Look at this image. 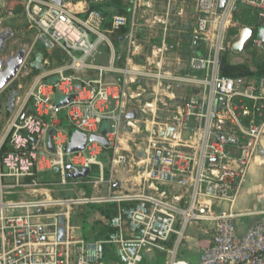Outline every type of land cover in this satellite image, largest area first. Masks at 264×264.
Returning a JSON list of instances; mask_svg holds the SVG:
<instances>
[{
    "label": "built area",
    "instance_id": "2783aa9c",
    "mask_svg": "<svg viewBox=\"0 0 264 264\" xmlns=\"http://www.w3.org/2000/svg\"><path fill=\"white\" fill-rule=\"evenodd\" d=\"M7 1L0 0V7ZM20 1L22 19L36 32L35 41L49 52L60 49L66 58L53 66L44 60L46 67L32 78L4 137L9 150L0 157V264H143L144 253L152 249L167 252V264H194L178 250L188 225L196 222L211 232L196 264H264V222L241 233L232 212L264 126V118L257 121L264 112V76L236 80L222 76L220 68L234 12L245 6L264 26V0H224L221 9L219 0H195L191 52L180 73L164 69L162 60L154 58L146 65L127 60L118 67L107 33L128 26L132 39L133 18L113 15L104 29L99 10L78 14L86 2L103 0ZM15 11L9 7L8 18L17 17ZM256 32L251 45L263 49ZM103 42L111 51L107 64L95 62ZM24 67L23 62L20 70ZM175 85L185 90L170 103ZM57 93L67 102H55ZM131 111L135 118L126 116ZM64 120L86 133L83 150H67L71 131ZM103 123L108 147L89 139L100 134ZM124 128L146 133L137 160L120 150ZM106 150L112 152V165L136 169V190L55 196L57 186L91 178L92 166L103 181L99 158ZM84 168L89 169L85 178L68 177ZM48 172L60 179L39 176ZM7 188L24 189L31 197L7 199ZM98 203L117 204L105 236L78 235L71 223L75 208Z\"/></svg>",
    "mask_w": 264,
    "mask_h": 264
},
{
    "label": "rangeland",
    "instance_id": "374dc122",
    "mask_svg": "<svg viewBox=\"0 0 264 264\" xmlns=\"http://www.w3.org/2000/svg\"><path fill=\"white\" fill-rule=\"evenodd\" d=\"M123 1L125 2V0ZM19 2L21 1L8 0L5 8L0 7V28L10 26L14 32L13 38L8 42L9 45H7L6 51L0 53V56L13 53L16 48H20L26 41L31 43V49L24 60L25 67L22 68L16 77L0 92V148L4 142L9 122L14 113L19 109L29 87L30 79L27 78V75L31 72V63L34 61V54H43L36 64L38 71L46 67L44 60H47L48 63H52L56 60L62 59V57L66 58L64 55H56L55 52L47 51L41 42L35 41L36 32L33 29H29L24 20L21 22L19 21L18 24V22H14L15 20L8 18V8L13 7L14 10L17 11L20 5ZM77 7H82V4ZM194 11L195 0H131L132 14H130V18H133L134 22L133 38L129 39L126 34L117 41V38H119L121 34L120 31L107 33V37L114 50L115 61L118 64L117 66L125 67L127 60L132 61L133 64L146 65L148 61H152L154 58L156 60H162V66L164 69L172 72L180 71V69L185 67L188 62V56L191 52L190 39L195 21ZM156 39L160 40L159 44L155 42ZM159 48L161 49L160 51L158 50ZM44 53L47 54L44 55ZM252 54L253 53H248L247 59H250ZM254 54L258 55V57L264 55L261 51H255ZM110 57V47L106 45L105 42L101 43L99 45V52L95 56V62L107 64ZM115 77V75H112L109 78L112 79ZM148 91L151 90L149 89ZM10 92L17 93L13 99L14 106L12 110H8L6 105V100ZM62 98L63 97L57 93L54 96V101L60 102ZM166 100H168V98H166ZM60 115L65 118L63 112H61ZM63 126L70 131L74 130L66 120L63 121ZM101 127L102 130L107 127V124L103 123ZM142 128L143 126H141V129ZM145 136L146 133L140 132L132 134L129 129H126L125 131L124 128L121 135L122 145L120 146V150L124 155H128L130 159H132V156L134 155V159L137 160L136 154L138 147L144 141ZM125 144L128 146L126 151ZM111 153V150H106L99 160L106 163L108 156H110ZM1 155L0 152V157ZM130 163L132 165L133 161L130 160ZM3 171H5L4 168ZM105 173H108V169H106ZM91 175L94 177L99 175L97 166H92ZM39 176L53 181H58V179H60L59 174L54 172H48ZM10 181V178H3L4 183ZM69 188L70 186H57L55 196L71 197L74 195H81L82 193V189L80 188H77L74 191H71ZM85 191L87 190L85 189ZM29 197H31V195L24 189H12L5 194V198L7 199H25ZM84 207L96 208L95 205H85L82 208ZM77 212L78 214L73 216L74 218L71 220V223L73 225H79L81 232L84 233L88 226L86 220L93 221L94 217L91 214L92 212L88 209H82L81 211L78 210ZM195 228V223L188 225L185 231L186 239L194 237V234H196L194 232ZM171 244L172 241L166 243L167 247H170ZM184 246L185 240H183L180 245L178 255H180L181 249ZM144 254L147 255V261L154 255L153 259L155 263L159 264H164L169 256L167 252L157 253L156 249H152V252H145Z\"/></svg>",
    "mask_w": 264,
    "mask_h": 264
},
{
    "label": "crops",
    "instance_id": "0c3cea01",
    "mask_svg": "<svg viewBox=\"0 0 264 264\" xmlns=\"http://www.w3.org/2000/svg\"><path fill=\"white\" fill-rule=\"evenodd\" d=\"M242 7H245V6H239L236 11H238ZM250 12L254 14L252 11ZM21 18L22 16L17 17V19H15L14 17L12 18V20H15L14 22H18L19 24V21L21 22L23 20ZM233 22H234V25L232 26H235L236 21L234 20V18H233ZM244 27H249V26L239 27L237 30V33L231 37L227 35V32L229 30L228 28L226 35H225V48L226 46L231 47L232 43L238 39L240 35V31ZM258 27H260V23L255 29H252L251 27L250 28L255 32L258 29ZM249 41L251 43V40ZM252 50L261 51L264 54V48L257 49V48L252 47V45L250 44V47L246 48L245 46L243 51L239 54L233 53L231 51L232 53L229 56V60L231 63H234V64L242 63L247 59V56H248L247 54ZM63 54L66 55L64 52ZM184 71H186V65L185 67L180 69V71H177L175 73H180ZM250 78H255V77H250ZM245 79H248V78H242L240 80H245ZM184 90L185 89L180 85H175L174 88H171L170 92L175 94V99L173 101H170V103L177 102L180 99V96L184 93ZM102 164H103V181H99L98 176L97 177L92 176L91 178H88L82 181L80 184L78 183L75 185H71L69 188L71 191H74L77 188L82 189L81 195H74V196H79V197L83 195L104 196L107 194L125 193L127 191H134L137 189V183H138L139 178L137 176L135 168L130 167L129 164L112 165L109 159L106 161V163L102 162ZM106 169H108L107 174L105 173ZM15 189L17 188H14V190ZM85 189L87 191H85ZM7 190L11 191L12 189L7 188ZM54 194H56V191H54ZM94 205L95 206L101 205V206H108V207L110 205H114V208H115L114 212L117 207L116 203H109V204L108 203H98ZM83 206L85 205L75 208L72 214L71 220L74 218L73 216H76L75 214H78L77 211L78 210L81 211L82 209L90 210L94 218H93V221L86 220L88 226H87L86 232L84 233L81 232L79 225H74L76 227L75 232L78 235L85 236V237H92L93 235L97 234L99 228L94 227L96 225L97 220H100L101 223L103 224L102 229L107 228L108 218L113 213L109 217H107V216L100 214L101 212H99L97 208H92V207L82 208ZM224 206L227 207L228 205L224 204ZM84 212H87V211H84ZM232 212L235 214L233 221L238 231L241 233L246 231L251 225L257 222H260V221L264 222V126L262 129L261 137L259 139V144L256 149L254 158L250 165L247 176L242 184V187L237 195L236 201L232 207ZM195 224H196V228L194 229V232L196 234H194V237L192 238L190 237V238L184 239L185 246L181 249V253L179 255L180 257L187 259L194 264L198 262V257L200 253L202 252L203 248L206 245H208L209 240H210L209 238L211 236L210 229L206 224H203V223H195ZM149 252H152V251H149ZM157 253H166V252L157 250ZM146 257L147 255H145L143 264H159V263H155L153 259L154 255L151 256V258L148 261ZM164 264H167V261H165Z\"/></svg>",
    "mask_w": 264,
    "mask_h": 264
},
{
    "label": "trees",
    "instance_id": "16d2710c",
    "mask_svg": "<svg viewBox=\"0 0 264 264\" xmlns=\"http://www.w3.org/2000/svg\"><path fill=\"white\" fill-rule=\"evenodd\" d=\"M19 3L20 5L15 13L17 17L21 16L22 13V4L21 2ZM92 9H97L102 13L103 17L105 18L103 23L104 29L109 26L111 17L113 15H124L128 19H130V14H132L131 0H125V2L123 0H103L100 3L86 2L84 9L78 12V14L84 16ZM249 10L250 9L248 8L242 7L238 11L234 12L233 18L236 21V25L229 28L227 32V35L229 37L235 35L239 27L249 26L252 29H255L259 25L260 21L258 20L256 15L252 14ZM17 17H15V19H17ZM128 29H129L128 26H122L118 30L114 31V32L120 31L121 33L120 37L117 38V41H119L123 36L127 34ZM155 42L159 44L160 40L156 39ZM250 44H251L250 41H248V43L246 44V48L250 47ZM52 52H55L56 55H62V56L64 55L60 49H55ZM254 52L255 50L249 52V53H253L250 57V60L246 59L242 63L234 64L231 63L229 60V56L232 53L230 47L226 46L220 59L221 75L236 80H240L242 78H250V77L260 78L264 76V56L258 57V55H255ZM46 54L47 53H44V55ZM41 55L43 54L41 53L34 54V61H32L31 63V72L27 75V78L30 79V82L32 78L39 72L36 64L40 59ZM55 62L56 61L49 63V66H53ZM115 63L116 65H118L116 61ZM6 105H8L7 100H6ZM263 118H264V112L262 116L257 119V121H261ZM8 150H9V146H8V136H7L1 145L0 152L3 155V153H5ZM96 208L98 209L99 212H101L100 214L107 217H109L112 213H114V209H115L114 205H110L109 207L97 205ZM94 227L99 228L97 234L93 235L94 237L99 238L105 236L107 232V228L102 229L103 224L101 223L100 220L96 221V225Z\"/></svg>",
    "mask_w": 264,
    "mask_h": 264
},
{
    "label": "water",
    "instance_id": "95a60500",
    "mask_svg": "<svg viewBox=\"0 0 264 264\" xmlns=\"http://www.w3.org/2000/svg\"><path fill=\"white\" fill-rule=\"evenodd\" d=\"M224 0H219V9L222 8ZM253 35V30L250 27H244L240 31V35L238 39L232 43L230 49L233 53L239 54L243 51L246 44L250 40ZM14 36V32L12 27H1L0 28V53H4L7 49V45L9 40H11ZM256 36L258 39L262 40L264 45V26H260L257 29ZM31 49V43L26 41L20 48H16L13 53H8L5 56H0V92L16 77L19 73V70ZM17 93L10 92L8 95V100L13 109V99ZM68 98H63L60 100L59 104L66 103ZM26 115V112H23L19 118V123L22 122L23 117ZM127 117L135 118L136 112L131 111L126 114ZM107 132V127L103 128L100 134H91L89 136L90 140H96L101 143L104 147H108V143L105 138V134ZM50 136L51 130L48 133V147L50 146ZM87 141V135L84 132L73 130L70 133V140L67 145V150L69 152L80 151L84 149L85 143ZM89 173V169L84 168L81 171H76L75 173H68L69 178L77 179V178H85Z\"/></svg>",
    "mask_w": 264,
    "mask_h": 264
},
{
    "label": "flooded vegetation",
    "instance_id": "af4514ba",
    "mask_svg": "<svg viewBox=\"0 0 264 264\" xmlns=\"http://www.w3.org/2000/svg\"><path fill=\"white\" fill-rule=\"evenodd\" d=\"M7 107H8V109L10 108L11 109V106H10V103H9V100H8V98H7Z\"/></svg>",
    "mask_w": 264,
    "mask_h": 264
}]
</instances>
